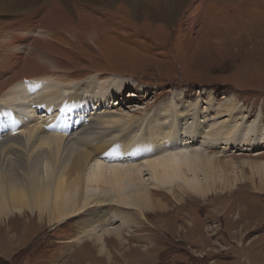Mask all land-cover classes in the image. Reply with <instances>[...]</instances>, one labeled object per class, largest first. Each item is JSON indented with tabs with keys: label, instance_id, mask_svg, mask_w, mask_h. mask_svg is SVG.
I'll return each instance as SVG.
<instances>
[{
	"label": "bare ground",
	"instance_id": "bare-ground-1",
	"mask_svg": "<svg viewBox=\"0 0 264 264\" xmlns=\"http://www.w3.org/2000/svg\"><path fill=\"white\" fill-rule=\"evenodd\" d=\"M123 1L135 17L143 11L161 18L174 13L182 16L187 11L196 17L205 11L201 2L195 5L197 0ZM115 2L0 0V12L10 18L3 28L4 35L0 34V97L6 89L13 95L7 100L4 96L1 102L7 106L0 111H8L14 119L16 115L9 110L13 109L11 102L15 99L25 102L22 108L28 113L26 117L18 116L22 115L24 125L17 137L7 133L13 134L19 130L14 127L21 125H11L13 120L8 122L0 117V130L7 132L0 136V221L11 224L26 220L24 224L27 225L20 232L15 230L14 237L32 234L35 228L39 232L45 224L54 227L82 215L83 226L88 227L82 226L79 240L83 243L96 235L95 242L101 246V253L106 252L107 237L115 235L119 242L125 241L122 231L125 227L129 230L130 218L138 219V224L147 222L148 217L158 214L164 204L171 201L170 197L181 205L189 199L206 200L219 194L220 184L227 188L232 180L238 182L234 159H222L224 157L216 152L220 145L227 150L264 146V124H260L263 118L247 122L235 108L225 110L223 107L228 104L216 108L213 94H210L207 108L199 107L194 111L189 109L197 106L179 109L173 104L166 107L164 113L153 114V121L146 116L136 121L127 114L102 113L101 101H107V96H91L94 77H83L80 69L86 67L75 64L70 57L72 51L55 43L53 34L65 33L73 42L79 35L93 44H103V37L112 31V26L99 21L93 14L102 12L101 15L113 19L118 14L112 8ZM218 24V19L213 20L210 27ZM32 29L37 30L39 37L33 39L31 45L22 43L25 34ZM32 50L39 56L26 55ZM119 51L110 57L112 61L134 60L131 54ZM52 81L79 85L71 92L65 91L58 103L63 92L53 89ZM20 85L17 91L16 86ZM118 89L123 92L124 86ZM47 94L57 102L48 101ZM91 97L94 98L93 107H97L96 113L94 108L90 110ZM33 104L41 105L46 116L52 117L61 108L67 114L74 109L78 115L54 122L56 114L53 120L41 121V112L37 106L33 108ZM213 109L217 111L213 113ZM222 117L228 118L220 122ZM241 119L245 122H240ZM138 126L140 132L136 129ZM112 128L119 130L109 132ZM246 166L254 175L260 173L263 177V162L242 161L241 167ZM230 172L237 175L236 178L232 179ZM94 188L100 190L98 195L89 194L88 189ZM110 206L116 207L112 215L108 211ZM118 208L136 213L119 212ZM115 219L123 223L114 226ZM89 222L91 225L87 224Z\"/></svg>",
	"mask_w": 264,
	"mask_h": 264
},
{
	"label": "rangeland",
	"instance_id": "rangeland-1",
	"mask_svg": "<svg viewBox=\"0 0 264 264\" xmlns=\"http://www.w3.org/2000/svg\"><path fill=\"white\" fill-rule=\"evenodd\" d=\"M198 2L202 3L205 11L196 17L187 11L182 16L174 13L161 18L144 11L135 17L127 3L116 0L112 8L118 14L113 19L101 15L102 12L93 14L99 21L112 26V31L103 37V44H93L79 35L73 42L62 32L53 34V41L64 50L72 51L70 57L75 64L86 67L80 69L83 77H94L92 86L94 83L95 88H92L91 96H107V101H101L102 113L127 114L136 121L148 117L153 121V114L164 113V109L173 104L179 109L197 106L196 110L193 107L189 109L194 111L199 107L207 108L210 94H213L216 108L228 104L223 107L225 110L235 108L236 113L247 118V122L253 123L256 117L263 118L260 123L263 126L264 0H197L195 5ZM8 19L0 12V34L10 22ZM216 19L219 20L218 26L211 28L210 22ZM27 33L24 36L27 40L24 38L22 43L31 45L39 36L36 29ZM119 50L128 56L131 54L134 60L112 61L110 57L120 53ZM29 54L33 58L39 56L34 50L26 52ZM43 63L46 64L45 61ZM69 84L51 82L53 89L59 88V92H63L57 101L64 97L65 91L71 92L79 85ZM123 86V92L116 90ZM16 88L20 91L21 85ZM9 90L2 92L1 110L7 106L1 101L13 98ZM47 95L48 101L57 102L51 99V94ZM93 99L91 97L90 110L94 108L96 113ZM12 101L13 109L9 111L16 117L11 118L8 111H0V117L8 122L13 120L11 125L21 126L14 127L19 130L13 134L0 130L2 137L6 133L17 137L24 125L22 115L18 116H28L22 108L24 101ZM36 106L41 112V118L37 117L41 121L53 120L56 114L54 122L78 115L74 109L67 114L61 108L52 117L46 116L42 106L34 105L33 108ZM140 111L144 113L140 114ZM215 111L213 109V113ZM227 118L222 117L220 122ZM136 129L140 132L139 126ZM108 130L114 132L119 129ZM216 152L224 157L222 159H234L238 176L232 172L229 174L232 179L236 176L239 179L238 182L232 180L227 188L220 184L217 196L206 200L189 199L188 202L183 201V205L170 197L171 201L166 202L158 214L148 217L147 222L138 224V219L130 218V231L128 227L122 231L123 243L115 235L107 237V250L103 253L95 242L96 235L93 241L85 239L87 241L81 243L79 240L84 222L82 215L54 227L45 224L39 232L34 225L32 234L24 233L20 237H14L15 230L20 232L22 227L27 228L26 220L11 224L0 221V264H248L250 260H264V175L261 178L262 174L254 175L250 167H241L244 160L264 163V146L254 149L239 146L227 150L220 145ZM258 154H262L260 159L255 157ZM88 192L98 195L100 190L88 189ZM115 209L110 206L108 211L112 215ZM124 210L119 209V212ZM125 212L136 213L131 209ZM123 221L115 219L111 224L119 226ZM87 224L91 225V222ZM83 227L87 229L88 226Z\"/></svg>",
	"mask_w": 264,
	"mask_h": 264
},
{
	"label": "crops",
	"instance_id": "crops-1",
	"mask_svg": "<svg viewBox=\"0 0 264 264\" xmlns=\"http://www.w3.org/2000/svg\"><path fill=\"white\" fill-rule=\"evenodd\" d=\"M247 251H251V250L248 249ZM260 251L263 252L262 250H260ZM262 256L264 257V252L262 253ZM248 264H264V260H263V258H260V260H257L256 262L254 260H250V262H248Z\"/></svg>",
	"mask_w": 264,
	"mask_h": 264
}]
</instances>
